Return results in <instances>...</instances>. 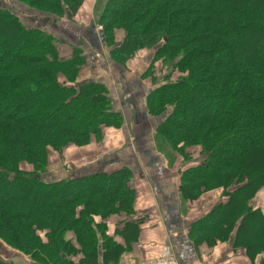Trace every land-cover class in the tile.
Instances as JSON below:
<instances>
[{
  "label": "trees",
  "instance_id": "trees-1",
  "mask_svg": "<svg viewBox=\"0 0 264 264\" xmlns=\"http://www.w3.org/2000/svg\"><path fill=\"white\" fill-rule=\"evenodd\" d=\"M9 1L54 20L73 19L84 3ZM19 14L0 4V241L31 264H99L102 244L105 263L116 264L120 248L107 235V221L134 212L130 171L43 177L51 151L60 156L70 145L102 139L122 127V115L112 110L104 85H77L86 60L80 49L66 57L55 37ZM95 15L116 61L154 51V61L170 72L149 96L148 110L166 115L158 148L189 165L182 198L223 191L226 202L192 233L215 243L235 232L234 247L251 257L264 251V215L250 205L264 186V0H98ZM139 223L124 230L136 234ZM247 225L256 233H245ZM28 262L0 255V264Z\"/></svg>",
  "mask_w": 264,
  "mask_h": 264
},
{
  "label": "crops",
  "instance_id": "crops-1",
  "mask_svg": "<svg viewBox=\"0 0 264 264\" xmlns=\"http://www.w3.org/2000/svg\"><path fill=\"white\" fill-rule=\"evenodd\" d=\"M96 2L85 0L72 22H65V18L54 20L17 6L24 22L36 28L41 24L46 33L61 43L66 57L70 56L69 49L82 51L86 60L77 85L93 82L104 85L112 110L123 118L120 129H108L111 136L104 138L103 149L93 150L94 158L79 160L95 147L93 143L77 149L75 152L80 155L76 157L70 153L73 150L64 151L60 160L50 161L44 180L54 182L110 174L120 169L130 171L131 186L136 192L134 212L130 217L116 214L107 221V235L120 248L116 264H141L163 256L174 257L179 264H262L264 251L251 257L245 248L234 247L235 232L230 240L215 243L208 242L202 232L192 233V228L217 204L225 203L226 198L222 190L209 192L195 201L182 198L181 175L189 165L183 166L178 158L169 161L158 148L157 130L166 115L152 116L148 110L149 96L162 85L146 74L151 54L145 52L141 56L140 52L127 64L116 61L112 48L100 37L102 27L96 22ZM250 205L264 215V186ZM133 221L140 222L136 234L134 229L124 230L125 223ZM103 251L100 244L99 264H106Z\"/></svg>",
  "mask_w": 264,
  "mask_h": 264
},
{
  "label": "rangeland",
  "instance_id": "rangeland-1",
  "mask_svg": "<svg viewBox=\"0 0 264 264\" xmlns=\"http://www.w3.org/2000/svg\"><path fill=\"white\" fill-rule=\"evenodd\" d=\"M84 2H85V0H84ZM0 4H3V6H7V5H10V7H13L14 6V8L16 9V10H19V8H17V5H15V2H12V1H9V0H7V1H5V0H0ZM84 4V3H83ZM98 4V0H97V2H96V5ZM95 5V6H96ZM19 6V5H18ZM20 6H22V5H20ZM83 6V5H82ZM82 6L80 7V9L78 10V12H77V14L80 12V10H81V8H82ZM22 7H27L28 9H30L32 12H37V11H35V9H33V8H30V7H28V6H22ZM95 9H96V7H95ZM37 13H39V14H42V13H40V12H37ZM77 14L75 15V17L73 18V19H75L76 17H77ZM20 16L19 17H21V19H22V16H21V13L19 14ZM64 21L65 22H72V20L73 19H69L67 16H64ZM22 21H23V23L24 24H26L27 26H30V27H32L33 25H31L30 23H29V25L26 23V22H24V20L22 19ZM96 21H97V19H96ZM35 24L37 25V23L35 22ZM39 27H38V29H40V30H42V31H44V29H43V26L40 24V25H38ZM34 27V26H33ZM99 29H101L102 30V28H99ZM46 30H50V28H48V29H46ZM100 30V31H101ZM123 37H124V33H123V31H116V42L118 43V44H120L121 43V41L123 40ZM60 45H61V43H60ZM63 45V44H62ZM73 49V48H72ZM72 49H69V55L71 54V52H72ZM145 52H147V55H150L151 54V57H150V62H149V64H148V66H146V70H147V72H146V74H147V76H149V77H151L153 80H155V81H157V83H159L160 81L163 83V82H165L166 81V77H167V75L168 74H170V72H169V70L166 68V67H164L165 66V64H163V62L162 61H157V62H155L154 61V55H155V52L154 51H144V52H142L141 51V56H144L145 55ZM140 53V52H139ZM138 53V54H139ZM153 56V57H152ZM149 72V73H148ZM171 79H172V81L173 82H176L177 80V74L176 75H174L173 77H171ZM170 82H172L170 79H168ZM61 82H63V80H60V83ZM113 129V128H112ZM109 130H106L105 132H104V136H103V138L102 139H99V140H97V139H94L93 141H91V143L89 144V145H87V146H83V147H79V146H76V145H70V146H68L66 149H64V151H70V150H73V152H70L71 153V155L73 156V157H76L77 155H80V152H75L77 149H84V148H88L92 143H93V145H95V147L92 149V150H90L89 152H88V154H87V156L85 155H83V157H80V159L79 160H81V162L82 161H89L90 160V158H94V156H92L91 155V153L93 152V150H95V151H98V150H101V149H103V147H104V143H103V140H104V138H106V137H110L109 136ZM102 146V147H101ZM158 146V145H157ZM63 151V152H64ZM190 151H192V152H194V153H199V151H200V149L199 148H197V149H191ZM68 153V152H67ZM77 153H79V154H77ZM94 153V152H93ZM51 159H50V161L52 162V161H58V160H60V156L59 155H57L56 153H53L52 151H51ZM89 156V157H88ZM170 157H167V159L169 160V161H172V159H169ZM50 165V164H49ZM72 166V165H71ZM74 167V166H73ZM248 233L249 235H253V234H255L256 232H255V230L252 228V226H250V225H247L246 226V228H245V233ZM255 237H257V236H255ZM19 253H16V251H14V250H12L10 247H8L7 245H5L4 243H2L1 241H0V255H2L3 257H5V258H11V259H14V260H16L17 259V261L18 260H21V261H25L26 263L28 262V260H27V258L25 257V256H20V255H18ZM23 257V258H22ZM28 264H31V262H28Z\"/></svg>",
  "mask_w": 264,
  "mask_h": 264
},
{
  "label": "built area",
  "instance_id": "built-area-1",
  "mask_svg": "<svg viewBox=\"0 0 264 264\" xmlns=\"http://www.w3.org/2000/svg\"><path fill=\"white\" fill-rule=\"evenodd\" d=\"M141 264H179L178 261L171 256H163L153 260L143 262Z\"/></svg>",
  "mask_w": 264,
  "mask_h": 264
},
{
  "label": "water",
  "instance_id": "water-1",
  "mask_svg": "<svg viewBox=\"0 0 264 264\" xmlns=\"http://www.w3.org/2000/svg\"><path fill=\"white\" fill-rule=\"evenodd\" d=\"M101 37H102V39L104 40V35H103V33L101 34Z\"/></svg>",
  "mask_w": 264,
  "mask_h": 264
}]
</instances>
